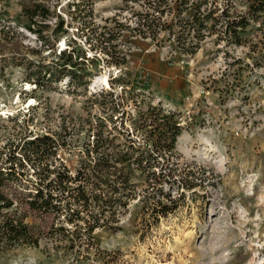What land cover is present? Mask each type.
<instances>
[{
    "label": "rangeland",
    "instance_id": "obj_1",
    "mask_svg": "<svg viewBox=\"0 0 264 264\" xmlns=\"http://www.w3.org/2000/svg\"><path fill=\"white\" fill-rule=\"evenodd\" d=\"M34 1L0 3V158L24 133H50L61 143L58 163L62 161L75 173L99 119L112 126L96 92L112 88V76L121 73L102 60L87 90L70 89L67 79L52 89L36 88L27 76L29 64L39 58L35 50L41 42L22 22H16L22 3ZM38 1L59 13L69 29L56 39L52 32L57 18L47 21L51 28L42 56L51 60L54 49L59 52L69 48V39L80 42L82 38L75 21L73 27L67 26L72 20L71 0ZM141 11L144 0H97L94 4L98 25L117 17L134 27L133 15ZM248 37L257 43L255 52L251 43L217 44L213 36L201 43L197 53L186 54L167 32H161L155 42L125 31L120 49L127 53L139 80L148 79L151 86L144 100L162 101L164 107L182 112L181 162L197 172L203 186L188 194L185 205L161 219L150 233L144 228L142 236L141 199L148 186L137 172L138 196L121 215V231L97 230L99 245L81 248L75 244L74 249L68 241H53L44 234L39 246L1 249L0 264H264V33L253 30ZM89 54L106 58L101 52L89 50ZM114 90L119 93L121 87L116 84ZM126 110L135 112L136 106L131 102ZM28 179L37 180L33 170ZM28 179L9 184L5 191L17 198L27 222L45 232L61 221L28 208L22 199L34 187Z\"/></svg>",
    "mask_w": 264,
    "mask_h": 264
},
{
    "label": "trees",
    "instance_id": "obj_2",
    "mask_svg": "<svg viewBox=\"0 0 264 264\" xmlns=\"http://www.w3.org/2000/svg\"><path fill=\"white\" fill-rule=\"evenodd\" d=\"M96 1L69 2L72 20L67 26L73 27L75 21L82 40L69 39V48L59 52L54 49L51 60L42 56L51 28L47 21L57 18L52 33L59 39L69 32L65 19L38 0L32 4L23 2L21 16L16 18L41 42L35 50L39 58L31 61L27 76L36 88L52 89L67 79L70 89L87 90L105 60L108 66L120 69L121 74L112 76L111 83L114 88L119 85L121 91L117 93L112 87L96 92L112 126L99 119L75 173L62 161L58 163L61 143L50 133H24L10 145L6 157L0 158V250L39 246L45 235L53 241H68L72 249L75 244L81 248L85 244L99 245L97 230H122L121 215L138 196L137 172L148 186L141 199L142 236L146 235L144 228L150 233L161 219L185 205L188 194L194 195L196 188L203 186L197 172L188 169V165L183 167L181 162L178 139L185 127L182 112L164 107L162 101L153 104L144 100L151 86L148 79L139 80L127 53L120 49L125 31L155 42H159L161 32H167L186 54L197 53L201 43L213 36L217 44L239 47L251 43L255 52L257 43L248 34L253 30L264 33V0H144V11L133 15L134 27L117 17L96 24ZM89 50L101 52L106 58L90 55ZM131 102L136 106L135 112L126 110ZM30 170L37 176L36 181L28 179ZM26 179L34 186L22 198L28 208L54 215L60 224L42 232L27 222L26 212H20L16 204L17 198L5 191L9 184L19 185Z\"/></svg>",
    "mask_w": 264,
    "mask_h": 264
},
{
    "label": "bare ground",
    "instance_id": "obj_3",
    "mask_svg": "<svg viewBox=\"0 0 264 264\" xmlns=\"http://www.w3.org/2000/svg\"><path fill=\"white\" fill-rule=\"evenodd\" d=\"M105 83H106V84H108V81H107V79H105Z\"/></svg>",
    "mask_w": 264,
    "mask_h": 264
}]
</instances>
